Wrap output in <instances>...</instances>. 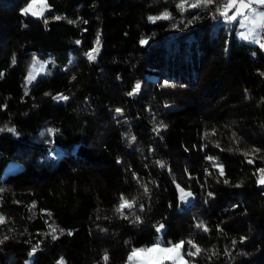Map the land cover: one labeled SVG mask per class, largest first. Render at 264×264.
Wrapping results in <instances>:
<instances>
[{"label":"trees","instance_id":"1","mask_svg":"<svg viewBox=\"0 0 264 264\" xmlns=\"http://www.w3.org/2000/svg\"><path fill=\"white\" fill-rule=\"evenodd\" d=\"M28 2L0 0V264H124L158 224L202 249L193 264H264V49L215 13L223 0H46L41 17ZM65 50L24 84L33 56Z\"/></svg>","mask_w":264,"mask_h":264},{"label":"snow or ice","instance_id":"2","mask_svg":"<svg viewBox=\"0 0 264 264\" xmlns=\"http://www.w3.org/2000/svg\"><path fill=\"white\" fill-rule=\"evenodd\" d=\"M186 3L187 0H184ZM216 0H195L194 3H192L190 6L192 8H200L204 7L207 8L209 5H212ZM39 5V7H37ZM178 7L181 8V10L184 9V3H181L178 5ZM48 5L46 3V0H30V3H28L27 7L23 9V12L25 14L31 12L32 15H38L43 16V13L45 10H47ZM215 13L218 14L219 17H222L225 23H233L239 20V25L241 29H247V31L240 32L239 36L242 40H248L256 43L259 45L261 49H264V37H262L261 33L264 32V0H223L222 3H219V5L215 9ZM231 13V15H229ZM169 14L164 13L161 16L158 17H150L149 19L155 22L158 19H168ZM216 18V15L213 17ZM57 19H60V17H57ZM70 23L72 21H69ZM97 44H99V35L97 36ZM140 43L147 44L146 39H142ZM94 52L98 53L99 49L96 48L93 50ZM88 59L94 60L95 56L93 53H88ZM35 78L34 73H30L28 77L29 83ZM140 83L137 82L132 89L131 92L128 93V95H135L140 90ZM57 99L60 100H67V96H60ZM116 112L119 114H122L121 109H116ZM163 126V125H162ZM3 129H0L2 131ZM9 131H13L14 129H8ZM132 140L135 139V137L131 138ZM253 151H257L253 149ZM245 155H248V153H245ZM248 163H253V161L250 159L248 160ZM160 167H164L163 163H160ZM221 175L223 174L222 167L220 168ZM260 175L258 178V183L264 184V168H261L258 170ZM227 183V181H225ZM239 186V185H237ZM181 195L180 199L186 200L188 197H190L192 194L191 192H185L184 189L179 188V185L177 186ZM148 189L145 186V193H147ZM136 206V203L134 200H129L125 197H121V203L119 204L116 211L121 215L122 218L127 219L128 217L124 215V209H133ZM140 211H143V207L141 206ZM5 222V218L3 216H0V224ZM134 223H140L141 219L139 216H136ZM197 228L202 229L203 231L207 232L208 228L206 225L203 224V222L196 225ZM50 232L49 235L52 236L53 239L58 238L56 233L58 229L53 226L49 225ZM164 225L161 224L157 227L156 231L159 232L163 229ZM71 233H69L70 235ZM7 239V237H5ZM243 240V238H242ZM185 243L189 246L188 251L185 252ZM236 242L233 241V244ZM194 249V251H193ZM36 249L34 248L33 251ZM202 252V249L191 239L187 240L186 242L181 240L179 242H171L169 241L167 245H164L162 241L157 240L153 245L146 248H133L128 256V262L129 264H193L192 260L186 259V257L195 258ZM104 261L105 264H107L108 261V255H104ZM63 264V262H61Z\"/></svg>","mask_w":264,"mask_h":264},{"label":"rangeland","instance_id":"3","mask_svg":"<svg viewBox=\"0 0 264 264\" xmlns=\"http://www.w3.org/2000/svg\"><path fill=\"white\" fill-rule=\"evenodd\" d=\"M28 3H30V2H28ZM28 3L21 8L22 11H23V9L25 7H27ZM37 7H39V5ZM48 10H50V6L49 5H48L47 10L44 11V13L47 12ZM28 14L32 15L31 12H29ZM32 16H34V17H41V16H38V15H32ZM233 23H235V22H233ZM233 23H231L230 26ZM96 48H98V46H97V44H94V46L91 48V50H89V53L91 52V53H93V55H95L96 52H94L93 50L96 49ZM62 55L65 56V62H63V63H61V61L59 60L60 59L59 56L61 57ZM75 57H76V55H74V53L71 50H65V51H62V52H54L53 51L50 54H47L45 57H41V56H37V55L33 56L30 59L28 65H27V68H26V73H25V76H24V84L25 85H29L30 84L29 81H28V77H29V74L30 73H34L35 74V78L31 81V83H32L40 75L46 73V69H47L49 63L51 65H61V66H64V65H67ZM20 167H21V165H18L16 162H10L7 165L6 169H5V174L6 173H9V172H12V171H15L16 169H19ZM178 185H179V188L184 189L185 192H191L189 189L183 187L182 185L177 184V186ZM177 194H178V199H179V207H182L184 205H188L191 202H193V200H194V194L191 192L192 195L190 197H188L186 200H183L182 201L180 199L181 193H180L178 187H177ZM159 225H161V224H158L157 227ZM161 232H162V230L159 231V232H157V234L155 235V242L157 240L162 241ZM155 242H153L151 244H148L146 246H143V247H139V248L150 247ZM164 245H167V244H164ZM130 252H129V254H130ZM129 254H128V256H129ZM124 264H129L128 259H126V261H125Z\"/></svg>","mask_w":264,"mask_h":264},{"label":"crops","instance_id":"4","mask_svg":"<svg viewBox=\"0 0 264 264\" xmlns=\"http://www.w3.org/2000/svg\"><path fill=\"white\" fill-rule=\"evenodd\" d=\"M229 15H231V13H229ZM234 25H235V31H234L235 32V35L240 38L239 33L240 32H244V31H247V29H241L240 28L239 20H237ZM245 41L250 42V43H254V42L248 41V40H245Z\"/></svg>","mask_w":264,"mask_h":264},{"label":"built area","instance_id":"5","mask_svg":"<svg viewBox=\"0 0 264 264\" xmlns=\"http://www.w3.org/2000/svg\"><path fill=\"white\" fill-rule=\"evenodd\" d=\"M261 35H262V37H264V33L263 32L261 33Z\"/></svg>","mask_w":264,"mask_h":264},{"label":"bare ground","instance_id":"6","mask_svg":"<svg viewBox=\"0 0 264 264\" xmlns=\"http://www.w3.org/2000/svg\"><path fill=\"white\" fill-rule=\"evenodd\" d=\"M264 33V32H263Z\"/></svg>","mask_w":264,"mask_h":264}]
</instances>
